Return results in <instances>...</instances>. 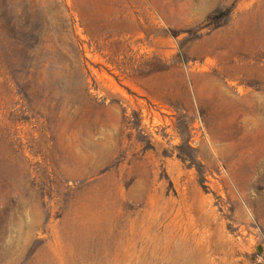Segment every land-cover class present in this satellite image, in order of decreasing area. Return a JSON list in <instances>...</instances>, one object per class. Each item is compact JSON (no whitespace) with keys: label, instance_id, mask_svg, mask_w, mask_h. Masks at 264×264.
Listing matches in <instances>:
<instances>
[{"label":"rangeland","instance_id":"1","mask_svg":"<svg viewBox=\"0 0 264 264\" xmlns=\"http://www.w3.org/2000/svg\"><path fill=\"white\" fill-rule=\"evenodd\" d=\"M0 264H264V0H0Z\"/></svg>","mask_w":264,"mask_h":264}]
</instances>
